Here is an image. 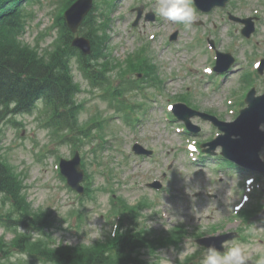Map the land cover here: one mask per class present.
I'll return each instance as SVG.
<instances>
[{
    "label": "rangeland",
    "instance_id": "obj_1",
    "mask_svg": "<svg viewBox=\"0 0 264 264\" xmlns=\"http://www.w3.org/2000/svg\"><path fill=\"white\" fill-rule=\"evenodd\" d=\"M233 1L235 4L229 10L238 16L252 15L255 9H259L260 13L264 10V0ZM142 4L146 6V11H149V8L154 10L157 0H117L114 11L110 15L112 22L108 30L113 56L124 59L125 56L136 53L135 51L143 44H148L155 63L160 68L163 93H156L154 89H145L127 94L126 100L131 104L144 101L145 94L154 101L148 102L142 112L137 109V111L128 110L130 118L143 120L136 128L125 123L122 119L124 114H121L122 118L115 116V119L110 121V127L112 126L118 138H109V144H105L108 147L103 155L104 160L100 158L104 162L102 167L96 161L87 163L88 169L94 173L93 183L100 189L104 186L106 188L114 186L117 192L132 204L148 196L155 204L152 211L144 210L143 213L153 216L143 220L149 227L167 230L177 225L185 226L188 235L184 237L179 252L174 248L158 252L162 264H177L178 260L194 253L198 254L199 261H202L205 249L198 247L193 238L194 233L213 234L216 231H212V226L213 229L219 228V233L234 230L241 234L243 230L242 237L228 243L227 246L240 244L253 260L258 259L264 256V222L256 221L246 224L234 212V206L240 201L243 190L240 179L246 177L245 174L238 176L239 174L235 171L225 170L228 171L227 176L221 171L226 166L225 163L221 161L220 165H217L219 161L215 158L199 161L202 162L200 165L191 163V157L185 146L187 141L183 135L176 132L175 126L178 124H170L164 118L166 115V119L172 121V116L165 114V106L168 102H173L174 97L189 90L199 110L214 111L217 115L223 116L224 120L234 119L233 114L230 113L233 105H230L228 100L234 97L235 102L243 100L242 92L238 95L240 99L233 95V90L240 86L238 79L243 63L240 61L236 67L237 70L225 77L221 85L220 79L224 78L222 75L216 74L214 82L207 80L203 76L202 68L205 66L203 62H207L212 68L214 62L210 56L203 54L201 49L204 48L198 38L203 37L208 30L212 31L220 39L218 48L225 50L234 40L231 35L232 24L227 20L226 11L218 10L209 15L197 13L195 22L203 20L204 24L201 26H197L194 22L189 28H185L183 25L168 22L156 14L155 21L143 19L137 27H133L132 23L137 12L132 9ZM29 8L35 11V17L32 20V31L25 36V39L30 44H34L35 34L50 27L49 12L53 11L55 6L51 4V0H41V4L36 3ZM38 23L39 26H37ZM259 24L255 37L260 44L255 46L256 51L263 53L264 17ZM233 26L240 28L239 25ZM175 31H179V39L171 43L169 37ZM233 32L234 35L237 34L235 30ZM151 33H156L157 37L149 41ZM52 39V37L48 38L43 44L48 45ZM252 51L250 49L246 54L247 65L253 59L261 57L260 54L253 56ZM239 54L243 58L242 49L239 50ZM190 63L193 67L187 70V65ZM74 72L76 79L84 88L80 96V99L86 101V110L81 116L82 122L97 115L98 112L104 118L116 114V110L109 103L97 97L96 91L92 94L87 92L91 86L84 80L80 71L76 70V66ZM213 83L220 86L216 88ZM256 86L259 91L264 92V84L261 81ZM46 118L47 114L41 105L32 115L16 116L11 119L12 121H8L7 125L0 122L3 128V152L19 171L24 172L27 196L34 208H48L54 214L56 225L51 231L58 243H91L99 238L104 239L112 231L110 227L112 219H108L109 198L112 194L107 190L99 189L96 201L84 202L87 225L84 224L83 228H78V218L70 212H75V206L81 201L77 202L76 194L64 187L57 169L61 158L73 157L74 146L55 145L54 142L57 141H54L50 131L41 127L42 121H46ZM15 121L19 124L16 125ZM193 123L201 130L192 136L202 143L211 141L214 133L218 131L211 123L200 118H194ZM96 131L98 130L93 129L92 134L96 135ZM109 135L111 134L108 133L106 138ZM136 141L153 150L154 155L152 157L136 156L132 151ZM99 142V139H93L91 143H86L84 148L91 150ZM82 151L85 152L84 149ZM262 155H264V149ZM171 164L173 169L169 170ZM109 167L113 168L114 176L112 177ZM102 168L105 169L104 174L99 173ZM109 176L110 180H108ZM161 178L165 180L163 183L165 188L160 193H155L147 187L153 180ZM161 213L166 215L168 213L169 217H160ZM1 235L5 236L6 241L14 238L13 231H7L0 225ZM11 259L13 262L26 261L28 264H42L39 261L34 263L29 257L20 254H15Z\"/></svg>",
    "mask_w": 264,
    "mask_h": 264
},
{
    "label": "trees",
    "instance_id": "obj_2",
    "mask_svg": "<svg viewBox=\"0 0 264 264\" xmlns=\"http://www.w3.org/2000/svg\"><path fill=\"white\" fill-rule=\"evenodd\" d=\"M19 1L0 0V107L3 106L5 112H10V103L16 102L12 112H29L34 108L36 100L43 97L47 107L53 112L54 120L65 125L61 127L62 129H68L71 133L88 139V134L78 125V116L83 110V106L77 102V95L81 89L71 75L69 59L78 57L83 68L94 73L90 59L84 58L68 45L66 30L63 32V38L61 35L54 45V50L49 53L51 58H40L36 50L20 47L17 38L22 30L20 24L12 22V16L18 12ZM72 1L74 0L70 3ZM2 13L5 15L2 16ZM105 47L106 38L95 34L93 50H96L90 57L98 58ZM109 65L108 61L104 67ZM3 164L0 156V193H5L8 199L16 201L19 208L22 207L23 211L29 212L30 205L22 194V180L10 167ZM125 238L128 237L122 236L112 242L113 246L109 247L110 253L106 252L104 245L98 244V247L85 250L82 259L71 249L73 254L63 249L48 250L46 247L44 249L42 246L36 251L56 264H112L109 260L111 258H116L113 264H129L130 258L120 263L129 253V247L124 244Z\"/></svg>",
    "mask_w": 264,
    "mask_h": 264
},
{
    "label": "clouds",
    "instance_id": "obj_3",
    "mask_svg": "<svg viewBox=\"0 0 264 264\" xmlns=\"http://www.w3.org/2000/svg\"><path fill=\"white\" fill-rule=\"evenodd\" d=\"M154 11L164 20L185 28H189L196 18L193 0H157ZM261 158L264 159V155ZM221 247L223 251L214 244L209 245L201 264H264V256L253 260L240 244H222Z\"/></svg>",
    "mask_w": 264,
    "mask_h": 264
},
{
    "label": "water",
    "instance_id": "obj_4",
    "mask_svg": "<svg viewBox=\"0 0 264 264\" xmlns=\"http://www.w3.org/2000/svg\"><path fill=\"white\" fill-rule=\"evenodd\" d=\"M244 138H243V142H250L251 140V137L249 135H245L243 134ZM263 141V139H261L259 141V143L257 144H251L249 143L248 145H243V146H239L238 148L234 149V148H231V149H227L226 150V153L231 157L233 158L234 160L246 165V166H249V167H252V168H256V165L258 163L257 161V146L256 145H259L261 144ZM72 164V168L68 170V172H66V175L70 178V183L72 185H75V183L77 182L78 180V177H79V158L77 157L75 160H73L72 162H70ZM232 238L231 237H223L221 238V241H220V244L219 246L217 247V249H221L220 248V245L222 244V242H224L225 240L227 239H230ZM201 243L205 244L206 246H209L211 245L212 243L216 244L217 243V240H202ZM214 244V245H215Z\"/></svg>",
    "mask_w": 264,
    "mask_h": 264
},
{
    "label": "bare ground",
    "instance_id": "obj_5",
    "mask_svg": "<svg viewBox=\"0 0 264 264\" xmlns=\"http://www.w3.org/2000/svg\"><path fill=\"white\" fill-rule=\"evenodd\" d=\"M121 7V6H120ZM100 48V47H99ZM102 49V48H101ZM96 50V49H95ZM95 50H93V51H95ZM98 51V50H97ZM99 52H101L100 50H99ZM237 73V72H236Z\"/></svg>",
    "mask_w": 264,
    "mask_h": 264
}]
</instances>
